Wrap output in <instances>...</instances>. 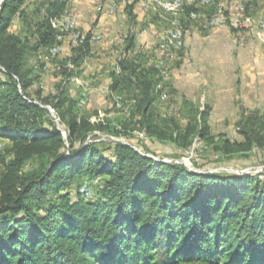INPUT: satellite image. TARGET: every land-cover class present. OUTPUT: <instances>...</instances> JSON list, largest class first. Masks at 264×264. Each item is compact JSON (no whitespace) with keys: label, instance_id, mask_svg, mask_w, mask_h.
I'll return each instance as SVG.
<instances>
[{"label":"trees","instance_id":"obj_1","mask_svg":"<svg viewBox=\"0 0 264 264\" xmlns=\"http://www.w3.org/2000/svg\"><path fill=\"white\" fill-rule=\"evenodd\" d=\"M136 1L125 7L129 20L136 17ZM36 4L0 0V138L11 142L0 153V264H264L263 174L194 172L123 142L116 141L109 156L87 141L96 127L74 112L64 83L91 51L89 32L61 64L63 82L52 101L30 96L35 78L28 60L57 43L52 21L66 0ZM183 5L215 12L212 6ZM14 17L27 25L30 36L11 31ZM133 39V34L126 38V48ZM117 66L118 72H110V89L135 81L140 124L152 132L146 113L155 80L147 72L157 71H145L127 56ZM46 105L58 111L63 130L49 118ZM210 108L196 110L200 134L208 130ZM238 126L239 149L264 144L258 110L242 114ZM194 128L191 124L184 133L176 128L169 137L187 145ZM230 142L225 138L222 144L227 153L233 151ZM81 177L82 186L96 187L94 199L83 198L79 185L71 196L68 188Z\"/></svg>","mask_w":264,"mask_h":264},{"label":"rangeland","instance_id":"obj_2","mask_svg":"<svg viewBox=\"0 0 264 264\" xmlns=\"http://www.w3.org/2000/svg\"><path fill=\"white\" fill-rule=\"evenodd\" d=\"M27 1L36 7L39 5L36 4L37 2L47 0ZM81 1L76 0L73 6V0H71L70 9L77 18L79 28L85 29L92 25L93 11L89 13L90 15L83 11L81 6L86 4V0ZM213 3L207 5L215 8L214 14L209 17L204 16L203 13H212L211 8L208 10L202 6L192 8L183 5L178 20L182 29L179 50H173L169 44L165 48H160L157 34L158 32L159 34L167 32L170 30V26L172 29L174 20L153 6L152 11L141 12L139 9H135V11L137 10L135 21L140 20V25L145 20L143 25L147 26V34L144 37H136L129 51L126 50V37L130 33V23L123 11L117 12L113 17L116 21L110 33L107 34L100 28V40L92 43L91 51L81 67L64 83L69 96L75 101L74 112L78 116L89 118L96 127L88 136V142H94L99 148L104 149L105 154L109 156L112 154V146L117 141L129 144L137 151L155 160L180 163L194 172L255 173L263 174L262 178H264V144L262 146L255 145L249 150L238 148L243 140L238 131V120L242 114H248L253 110L252 107L247 106L251 102L250 92L248 93L243 86L230 83L224 75H221L223 80L218 84V86L221 85V91L215 89L216 85L212 83L213 77L209 74L222 72V74L227 73L229 75L231 73V76L235 78L239 72L233 71V68L209 67L200 57L206 48L212 47L222 50L228 44L227 37L215 43L207 42L203 38L204 31L207 32L209 29L218 27L229 30L234 28L240 32L246 31L242 43L235 36L233 45V50L241 54L242 58L239 61L245 67L243 64L251 59V47L261 48L263 46V32H258V28L255 26L238 29L232 25L233 20L240 19L236 0H216ZM192 13L195 14L192 16ZM94 15L97 19L100 17L99 14L94 13ZM217 16L223 18L224 24L216 25V27L206 23V19ZM246 16L264 19V0L249 2L244 17ZM159 20L161 24L157 22ZM251 21L253 23V20ZM260 21L264 20L258 22ZM130 22L133 21L130 20ZM10 29L21 37L31 34L27 25L17 17H14ZM73 47L75 46L68 38L63 37L61 40H57V43L47 51L36 52L29 58L28 62L34 68L33 76L35 78L33 85L28 90L31 97L36 99L38 96L40 98L51 96L50 100L52 101V98L57 94L58 84L63 82L61 64H64ZM126 55L136 60L145 71L151 67L157 71L147 72L153 82L155 80V86L152 88L154 100L146 113L151 122L150 131L152 132H146L140 124L142 113L135 105L139 95L135 81L132 80V84H123L122 89L111 90L109 88L110 81L103 75L109 74L117 67L118 60ZM68 66L70 65L68 64ZM243 67L242 69H244ZM75 76L80 77V80L88 81L90 83L88 89L83 88L81 86L83 83L80 81L76 82ZM233 81L234 79L231 80V82ZM235 88L236 90H234ZM222 95L230 98L221 99ZM206 104L212 105L210 108L211 116L208 117L207 121L208 130L206 133L200 134L202 127L196 124V110L201 108L198 105L203 107ZM45 107L49 118L54 121L58 128L63 130V125L58 119V111L50 105ZM65 107L66 105L61 111ZM259 111L264 118V110L259 109ZM191 124L195 128L194 133L187 140H190L187 145L173 141L169 137L170 131L177 133L175 131L177 128L184 133V129ZM158 134L163 135V138L158 139ZM174 136H176L175 133ZM225 138L231 140L232 152L227 153L223 150L222 144ZM10 145V141L0 138V153H3ZM82 178L77 179V183L68 188L72 197L75 196L76 187L79 185L78 188H80L84 184ZM82 187L80 188L82 197L94 199L91 195L93 191L96 192L94 184L91 185L88 195L83 193Z\"/></svg>","mask_w":264,"mask_h":264},{"label":"crops","instance_id":"obj_3","mask_svg":"<svg viewBox=\"0 0 264 264\" xmlns=\"http://www.w3.org/2000/svg\"><path fill=\"white\" fill-rule=\"evenodd\" d=\"M75 1L76 0H73L72 4L76 3ZM131 1L132 0H126L124 5L122 4L121 6L120 5L117 6L116 9H114L112 11V13H110L109 8H110V5L112 6V3L109 2L108 0H104L100 4H97L95 2V0H86V4L84 6H81V7H82V10L88 12V14L93 11V18L91 20L92 25L89 26L88 28H85L86 30L83 28L82 29L80 28V29L83 32H85L86 35H87V32H89L91 47H92V43L100 40V35H99V34H101L100 28H101V30L106 31L107 34L110 33L112 28L114 27L115 21H116V19H114L113 17L119 11H123L125 13L126 5L131 3ZM80 2H82V1L80 0ZM74 5L75 4H73V6ZM152 6L153 5L150 3H147L146 0H137L136 3L134 4L133 12H134L135 16L137 17V13H136L137 10L135 11L136 8L139 9L141 12H145V11H152L153 7H154V6L153 7ZM74 11H75V8H74ZM213 12H214V9H213ZM94 13L99 14L100 17H98V19L95 18ZM243 14H245V12H243ZM125 16L127 17L126 13H125ZM244 16H240V18H245ZM251 18L253 20L252 27L255 26L256 28H258L257 31L263 32V36H264V28H259V26L257 25L259 20H264V19H255L254 17H251ZM127 21L130 23L129 24L130 33L127 35V37L130 34H133V38H134L133 41H135V38L138 36H142V37L146 36L147 26L143 25L145 20H143L144 22H142L140 25H139L140 20H138V22H137V21H135V19H133L132 20L133 22H130L129 18L127 17ZM157 22L159 24H161L160 20ZM260 22L264 23V21H260ZM148 25L151 26V24H149V23H148ZM135 26H138V27L136 28ZM228 30L229 29L224 28V27H218V28L211 29V30L209 29L207 32L204 31L203 33H205V34H203L204 35L203 38L207 42L209 41L211 43H215V42L223 39L224 37H227L228 44L222 50L212 48V47L210 48L208 46L209 48H206L201 53L200 57L205 62V64H207V66H209V67H211V66L219 67V68L222 67L224 69L225 68L226 69L227 68H233L234 69L233 71L239 72L238 76H236L235 78H233L231 76V73L229 75H227V73L222 74V72H219L218 74H216L215 72H213V73L209 72V73H211L209 75H211V77H213L212 83L214 85H216L215 89L221 91L220 90L221 85L218 86V84L223 80V77L221 75H224L225 78H227L230 81V83H232V84L236 83L237 85L243 86L244 89H246L248 93L250 92L249 94H250L251 102H249L247 104V106L252 107L253 110H258V111H259V109L264 110V47H263L264 44L261 48L251 47V53H250L251 59L249 62L244 63L243 65H245V67H243L241 65V62L239 61V59L242 58L241 54H239L238 52L233 50V45L235 43V36H237L239 42L242 43V41L244 40V36H245L246 31L240 32V31L236 30V32H235L231 28L229 31ZM158 34H159V32H158ZM158 34H157V38H158ZM160 34H159V36H160ZM148 36H149V33H148ZM131 48H128V49L126 48V50L129 51ZM126 56L129 57L128 55H126ZM242 67L244 69H242ZM113 70H116L118 72V70H119L118 66L115 67ZM103 75L106 76L105 78H107V80H109L111 82L110 72H109V74L105 73ZM96 76H98V74H96ZM79 78L80 77L75 76L74 79L76 82L80 81V83H83V84H81V86L83 88L88 89L90 83L88 81L80 80ZM232 79H234L233 82H231ZM234 90H236V88ZM217 96H219V95H217ZM222 98L226 99V98H230V97H227L226 95H222L221 99ZM209 105H210V107H212L211 104H209ZM198 106L202 108L201 105H198ZM209 116H211V113Z\"/></svg>","mask_w":264,"mask_h":264},{"label":"bare ground","instance_id":"obj_4","mask_svg":"<svg viewBox=\"0 0 264 264\" xmlns=\"http://www.w3.org/2000/svg\"><path fill=\"white\" fill-rule=\"evenodd\" d=\"M70 1L66 0L65 8L63 9V13L56 17L52 23L54 22L53 26L54 29L56 28L58 30L57 40H61L63 37H67L68 40L74 45H80L85 40V33H83L77 22V18L70 9ZM104 0H95L97 4L102 3ZM112 3V6L110 5V13L114 9H116L117 6L124 5L126 0H108ZM214 0H146L147 3L152 4L155 8L162 11L164 14L169 16L171 19H173L174 27L167 32H164L160 34L158 37V40L160 42V48H165L168 44L170 48L173 50H179L181 46V38H182V29L179 25V12L182 8L183 3H195V4H202V5H208L211 4ZM252 0H236L237 6L236 8L243 14L246 9V4L251 2ZM163 14V15H164ZM250 20V21H249ZM252 19L246 16L245 18H240L233 20L232 25L235 28L238 29H246L248 27H252ZM170 21V20H169ZM172 23V22H170ZM206 23L211 26H216L219 24H224V20L221 16L217 17H210L209 19H206ZM257 25L259 27H263V22H258ZM61 42V41H60ZM163 66V65H161ZM164 67V66H163ZM163 74V73H162ZM85 98V97H84ZM83 193L85 195L89 194V188L87 186H83L82 189ZM82 192V191H81ZM83 194V195H84Z\"/></svg>","mask_w":264,"mask_h":264},{"label":"built area","instance_id":"obj_5","mask_svg":"<svg viewBox=\"0 0 264 264\" xmlns=\"http://www.w3.org/2000/svg\"><path fill=\"white\" fill-rule=\"evenodd\" d=\"M52 24H54V22Z\"/></svg>","mask_w":264,"mask_h":264},{"label":"water","instance_id":"obj_6","mask_svg":"<svg viewBox=\"0 0 264 264\" xmlns=\"http://www.w3.org/2000/svg\"><path fill=\"white\" fill-rule=\"evenodd\" d=\"M145 156H147V155H145Z\"/></svg>","mask_w":264,"mask_h":264}]
</instances>
